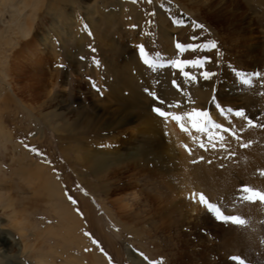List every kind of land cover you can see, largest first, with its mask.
<instances>
[{
	"label": "rangeland",
	"instance_id": "1",
	"mask_svg": "<svg viewBox=\"0 0 264 264\" xmlns=\"http://www.w3.org/2000/svg\"><path fill=\"white\" fill-rule=\"evenodd\" d=\"M241 87L251 95L236 93ZM129 94L138 113L201 118V134L184 143L162 128L157 149L166 155H149L148 166L177 191L197 192L208 224L162 228L164 211L151 213L154 224H123L111 199L142 197L139 186H127L142 173L138 153L140 166L123 160L111 198L98 191L88 160L117 151L127 158L145 135L63 127L83 107L103 121L116 117ZM40 113L60 117L53 123ZM263 131L264 0H0V234L40 254L19 255L14 244L0 264H264V218L259 232L253 206L264 184L254 191L246 181V168L264 159ZM207 171L218 186L207 183ZM46 182L58 183L51 187L76 210L73 221L82 219L78 230L47 200ZM251 231L262 249L253 248Z\"/></svg>",
	"mask_w": 264,
	"mask_h": 264
},
{
	"label": "bare ground",
	"instance_id": "2",
	"mask_svg": "<svg viewBox=\"0 0 264 264\" xmlns=\"http://www.w3.org/2000/svg\"><path fill=\"white\" fill-rule=\"evenodd\" d=\"M134 87L132 88V90L135 92L136 96L138 97L140 88L139 87L134 88ZM243 90H244L243 88L242 89L239 88L238 90H236V93L240 94V93L247 92ZM248 95H251V93ZM246 96L247 95H245L244 97ZM130 97H128V100L124 104L123 111L122 112L120 111L121 113H119V110H118L119 108L117 109L119 115L117 114L118 116L116 117L106 119L103 121L102 116L100 114H97V111L95 112H92L91 110L88 111L83 107L81 112L79 111L77 122L73 126L65 123L63 127L66 130H69V129L71 130L72 127H74V129L72 130H75L77 128H81V125H85L84 127L88 128L89 130H96V129L103 130V129L110 128V127L111 128L127 127L130 130L131 129L135 130L136 133L138 131L140 134H143L142 136L145 135L142 138V140L145 141L146 145L142 146L141 149L139 148V151H136L135 153L133 151L130 152L127 158H124L122 154H120L119 151H117L114 154L115 156L113 155L112 157H105L102 154H99L98 156L93 155L88 160V162L86 163V169L90 170L89 173H91L92 176L98 182V185H99L98 191L103 190L111 198L113 193L116 191V189H114L115 185L117 187L119 183L123 181L120 176H117V172L120 171L124 166L123 163L125 161L123 160L125 159L129 164L131 163L137 164L138 159H134V158L136 157V154L138 153L141 156H143L144 166H140V163L137 164V166H140L142 168L141 170L142 173L140 175L132 176L129 179L130 183H127V186L129 185L130 187L129 189L139 186L141 188V194H143L142 197L138 198V196H134V198L131 200L121 199V201L111 199L112 205L114 204L115 208L120 210V213L118 212V214L121 216V220L123 224L129 228L131 227L133 228L134 226H143L145 224H148L147 222H150L151 220H153L151 221V223L154 224L156 220L153 219L152 216H150L151 213L158 212L159 214H161V212L163 211L164 213H166V218H163L162 221H160L162 228L170 229V227H174L176 225L177 226L180 225L181 227L182 226L189 227V225L197 227L198 225L208 224L209 215L204 216L206 212L207 204L205 201L201 200L197 192H193L191 188H187L183 192L177 191L175 189V185L169 183V181H167L166 179L164 181L163 177L160 175V173H158V171L162 172V169L160 168L151 169L148 166L149 162L151 161L148 158L149 155L153 154L155 157L159 156L162 159L164 158V154H165L164 150L160 151L157 149V146L161 144L159 133L162 128L167 129V135L168 137H170V139H172L173 141L177 140V141H181L182 143H184L185 141L189 139L191 140L192 138H194L196 134L197 135L201 134V131H202L201 129L203 126L201 122V118L197 115L188 114V115H184V117H181V119L179 120L180 117L177 118L170 114H167L166 116L159 118L160 116L156 115L155 113H144V114L138 113L137 110L140 108V106L137 101L133 100V96L130 95ZM39 116H42L44 121H51L53 123H57L58 117H60L59 114H54V117H53L51 114H46V113L45 114L40 113ZM166 149L168 150V151H165L166 153L168 152V154H172L174 152L173 144H170ZM262 157H263V154H262ZM262 157L258 158L256 164L252 162V164H250L251 167L249 169L248 167L246 168L249 171V172L247 171V174H246L248 175L246 181L249 182L250 184L249 186H251L254 191L256 187H261L262 186L261 184L262 183L264 184V159H262ZM207 172L204 173L203 175L207 183H211L215 186H218V183L220 182L216 178L211 177L212 176L211 173L209 172L207 173ZM22 174L23 175L25 174L24 170L22 171ZM93 184L94 183L90 184L91 187L94 186ZM44 185L48 187L46 189L50 190V194L48 196L49 198H47V200L51 203H55L56 205H59L61 208L66 210L64 214L62 213L60 214H61V217L63 218V221L66 224H70L73 221V214H77V213L75 212L76 210L74 209V207L71 211V208L67 206V203H69L67 201L68 199L66 200V198L62 195V192L60 191L56 192L55 188L57 187L58 183L46 182ZM51 186H56V187H51ZM220 186L221 184H219V187ZM118 188L123 189L122 187H118ZM254 193L257 195V197L254 198L253 204L254 203L255 204L253 206H256L257 217H258L256 218V221H255V228L257 231L260 232V229L263 226V222L261 218L262 217L264 218V194L263 193L261 194L260 191L258 190H256ZM2 198H3V201L4 199L10 200L9 197L7 196H2ZM10 202L11 201L5 202L8 204L7 205L8 207L6 208L7 210L9 209L10 214H12V216L13 215L16 216L17 214L15 215V212H18V211L16 210L14 211L12 208L10 209V207L12 206ZM123 202H126L124 204L125 214L121 213V208H122L121 203ZM135 205L140 206L141 209L139 210L136 209ZM128 207H131L129 212L126 211ZM3 208H5V206ZM187 216H189V218ZM86 217H88V215ZM14 219L16 218L14 217ZM81 220H82L81 218L76 217L75 220L73 221L74 226L77 230L81 225ZM23 222L25 221H21V219L19 222L17 220L15 221V223L17 225H20V228L23 231H25L26 227L23 226L24 225ZM68 232L62 238V241H63L62 243L64 244H65V241H69V238H71L72 232L71 233H68ZM257 235H258V232L256 231L250 232V236H253L250 243L252 244L253 248L262 249V243L258 242V240L256 239ZM0 236L2 237L4 246H5V247L0 248V256L4 257L7 254H9V252L13 250L12 248L14 244L15 246L18 247L19 255L27 256V255H30V253L33 254V256L34 254L37 256L40 255V254L38 255V249L35 245L34 247L28 245L29 241L27 243L23 242L25 244L22 245L21 243V246H19L16 242L15 243L12 242L13 240H11L10 237L4 234H0ZM26 237L27 235H25L24 238L22 239L25 240ZM81 237L82 236L79 235V238ZM71 241H73V243L78 248H81L82 243L77 240L76 236L74 237V239H71ZM73 255H71L73 259L71 257L69 258H71L73 262H77L76 260H79V259H75V256L73 257Z\"/></svg>",
	"mask_w": 264,
	"mask_h": 264
}]
</instances>
